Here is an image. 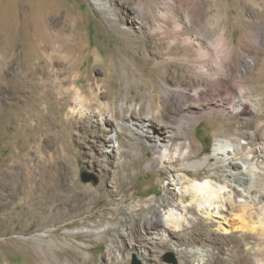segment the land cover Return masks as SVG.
Instances as JSON below:
<instances>
[{"label":"rangeland","instance_id":"374dc122","mask_svg":"<svg viewBox=\"0 0 264 264\" xmlns=\"http://www.w3.org/2000/svg\"><path fill=\"white\" fill-rule=\"evenodd\" d=\"M53 1L0 0V264H43L44 259L50 264H133L135 259L140 264H172L166 261L169 254L177 264H264V215L258 212L264 210L263 194H258L253 211L237 209L222 228L195 208L189 209L191 217L179 230L167 231L166 236V228L159 224L165 211L180 207L171 182L176 172L203 162L213 153L217 138L243 144L242 155L255 150L264 153V0H133L130 5L126 0H108L122 23L115 21L111 4L102 9L94 0H64L62 10L54 12ZM167 1L176 6L182 25L187 14L194 17L196 27L182 29L179 36L207 33L219 39L225 34L230 40L234 66L242 74L238 80L231 79L228 87L233 93L243 81L247 88L242 99L222 103L217 91L215 101H178L165 93L164 84L186 93L201 87L192 85L198 80L191 76V62L170 60L165 40L146 25L152 24L158 12L167 13ZM55 14L61 15L57 22L61 26L82 25L79 35L88 46L86 54L77 51L74 34L66 40L78 56V69L70 53L49 51L41 63L37 58L39 42L56 45L63 40L53 29ZM166 23L174 25L167 18ZM65 36L69 37L67 32ZM184 53L177 46L172 54L181 58ZM107 54L115 56L112 80L105 73ZM98 62L100 66H95ZM98 69L113 95L109 110L118 113L113 127L105 128L122 127L127 143L138 146L140 164L127 178L119 179L113 168L129 159L121 157L104 136L99 114L94 115L99 108L91 110L93 127L87 129L82 127L80 114L86 108L70 107L62 97L59 101L51 95L42 99L32 90V83L40 87L47 83L50 92L58 95L72 87L79 73L83 78H100ZM24 71L30 75L26 83ZM127 97L145 106L143 119L155 117L152 111L162 103L168 115L164 129L168 136L181 121L191 122V157L162 165L154 135L128 126L137 117L130 114L125 119L121 102ZM244 98L249 113L238 110ZM26 107H30L29 116L24 113ZM171 141L172 154L187 151L189 143L183 138ZM49 162L53 177L41 191L27 164L40 163L45 170ZM221 165L211 159L203 169H191L189 179L204 182L221 174ZM83 172L89 182L82 180ZM25 173H29L28 180ZM126 189L129 196H125ZM147 220L151 226L145 225Z\"/></svg>","mask_w":264,"mask_h":264},{"label":"bare ground","instance_id":"6f19581e","mask_svg":"<svg viewBox=\"0 0 264 264\" xmlns=\"http://www.w3.org/2000/svg\"><path fill=\"white\" fill-rule=\"evenodd\" d=\"M94 1L103 6L102 9L108 8L106 7V4L112 3L108 0H106L105 2L104 0ZM240 1L243 2L244 0ZM53 2L54 6L53 10H51L54 12H57L62 8V6H64V0H54ZM132 2L133 0H126V3L129 5ZM109 7L110 12H112V15L115 17V21L122 23L123 19L113 10V5L111 4V6ZM165 8L167 13L158 12L157 15L155 14V18L152 24L147 23L146 25L148 29L152 30V34H157L161 39L165 40V45H167V52L169 54L168 58L170 60L177 61L179 59H182L185 62H191L190 64L194 69L191 72V76L198 80L193 81L192 85L193 87H196L198 85L201 86L200 88H197L195 90L193 89L192 93H186L185 91H183L184 89L177 88L173 90L168 85L164 84L163 89L165 93H167L168 96H173L174 99L178 101H181L185 98H192L196 101H215L216 95L214 93L220 91V94L222 95H220L222 97L221 100H223L222 103H224V100L237 101L238 98L245 96L247 87H245L243 81H240V83L238 84L239 88H237V84L235 85L236 90L233 93L230 92V88L228 87L230 80H238V76H240L242 73H239L234 66V48L230 45V40L226 37V35L222 34L219 39L211 38L207 35V33H202V35L196 34L194 36L187 37L179 36L178 33L182 29L193 30L196 27L195 23L193 22L194 17L191 14H187L186 22H184V24L182 25V19L178 20L177 8L171 1H167V3L165 4ZM55 15L54 17L52 16L54 18L52 22L53 29L61 36L63 40L56 45L52 44V41L48 45L47 43H45V40L39 42L40 45L36 48L37 58H41V60L39 61L41 63L49 57V51L67 54L70 53V57L72 61H74V64L77 68L78 56L70 51L69 44L66 42V40L72 38V35L74 34L78 40L76 44V46L78 47H76L77 51L82 54H86L89 50L88 46L82 36L79 35L82 30V25L78 24L79 22H76L73 24L61 26L59 23H57L61 20V15ZM161 18L164 19V22H162ZM166 18L169 20H173L174 25L167 24ZM77 19H79V17H77ZM66 32L69 35L68 38L67 36H65ZM177 46L185 51L183 57L181 58L172 54L174 48ZM160 53L162 54V52ZM107 59H109V65H107L108 67L105 69V73L107 79L112 80L116 77L114 67L115 64L113 62L115 61L114 54H109ZM94 65L100 66V63L98 62ZM38 67L40 73L43 74L44 69L43 67H41V64L38 65ZM194 72H196V74ZM98 73H100L101 75L100 78L94 77L92 79H89L88 77L83 78V75L79 73V77L72 81V87L70 89L62 91L58 95L54 90L50 92L47 83L42 87H40L39 84L32 83V90L36 92L37 95H42V99H46L47 96L51 95L53 100L59 101V99H61L62 97L70 107L81 106L83 108H86V110L81 111L80 114L83 115L84 121L82 127H85L87 129H89L90 126L93 127V112L91 113V110L99 108L100 112H94V115L99 114V120H101L99 122H101V125L104 129V136L107 138V141L114 144V148L118 149V154L121 157L126 156L129 159L126 164H115L113 165V168L118 171L119 179L122 177V175L124 176V178H127L129 172L133 173L137 171L140 164L137 161V152L139 151L138 146L132 144L131 142L127 143L128 139L123 138L124 136H126V134L122 127H116L114 131L105 128L106 125H110V127H113V123L118 120V113L110 112L109 108L113 104V95L110 97V92L106 86V83L109 81L103 79L104 73L101 69H98ZM200 75H204L208 77V79L203 80ZM29 78L30 75H25L24 71L25 83ZM31 78H33V75L31 76ZM174 82L177 83L178 86L179 84H181L180 80H174ZM100 83L103 84L100 85ZM105 98L106 100H109L108 103H103V99ZM42 99H40V101ZM129 100H131V98L127 97L126 100H123L121 102V108L123 109L122 112L124 113V117L125 119H128L129 115L132 114L133 117L137 118L128 126L132 127L134 131L141 132L143 135H145L146 133L154 135L153 137L155 138V140L153 141V144L155 145V147H157V149L160 150L158 161L162 165H165L166 163H174V160L176 159L184 162L191 157L194 148V141L192 142L190 136L191 134L188 132V130H191V122L181 121L176 127V131L173 133V135L168 136L164 131L167 126L166 119L168 115L166 114V108L162 103L160 104V107L156 112L152 111L155 117L147 116V119H143L140 116L145 114L147 115L145 106H143L142 104H136L135 100ZM129 102H132V104L129 105ZM239 102V112L249 113V102H245V98L243 100H240ZM24 113L29 116L30 107L28 109L26 107V109H24ZM156 119L159 120L160 124H157V122L155 121ZM108 135L110 136L108 137ZM120 137H122V141L119 140ZM175 137H181L184 139L185 143H189L186 152L181 153L179 152V150L178 152L176 151L177 153L172 154L171 142L173 141L171 140ZM242 150L243 144L241 143H234L230 139L226 138H217L214 144L213 153L209 157H206L203 162L188 166L186 165L183 171L176 172V175H174L171 182L173 183L172 185L174 186L176 195L180 200V207H171L163 213L159 224L163 225V227L166 228V230L164 231L165 236L167 231H170L172 229H174L175 231L179 230L181 228L182 222L187 221L191 217L189 210L190 208H195L201 217L212 220V222L216 223L219 228H222L224 225L229 224V217L231 215H235L234 212L237 209L246 213L254 210L255 205L259 201L258 194L264 195V191L261 190V187H264V153L262 150H255L257 151L256 153L255 151H251L250 153L242 155ZM211 159H214L217 163L222 164L221 167L223 168V171L222 173L220 172L221 174L210 177L204 182H197L189 179V177L191 176V169H203ZM27 165L31 170H33L35 182H37L36 184L40 186V189L41 187H46L51 182L50 180L53 176L51 177L50 162L47 164L45 170L41 169L40 163L33 166L31 164ZM28 170L29 169H27V171ZM28 175H26L27 180L29 179ZM42 190L43 188L41 189V191ZM34 191L37 193L36 190ZM28 192L30 193V191ZM124 193L125 196H129V190H124ZM189 199L190 202L188 201ZM187 201L189 203H187ZM258 212L260 213L261 217L264 215V210H258ZM154 214L157 215L158 212L155 211ZM236 217H238V215ZM240 217H244V215H240ZM147 224L148 226H151L149 220L146 221L145 225ZM141 235L142 234H140V236ZM43 264L50 263L49 261L44 259Z\"/></svg>","mask_w":264,"mask_h":264},{"label":"water","instance_id":"95a60500","mask_svg":"<svg viewBox=\"0 0 264 264\" xmlns=\"http://www.w3.org/2000/svg\"><path fill=\"white\" fill-rule=\"evenodd\" d=\"M81 177H82V180L84 182H89L90 181V178L88 177V175L85 172L82 173ZM166 261L168 263L177 264V259L175 258L174 255H171V254L167 255ZM133 264H140V262L135 259Z\"/></svg>","mask_w":264,"mask_h":264}]
</instances>
